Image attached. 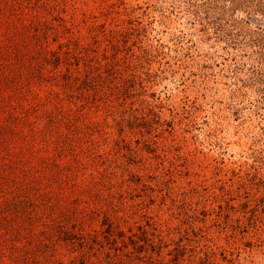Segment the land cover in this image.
<instances>
[{
	"label": "rangeland",
	"instance_id": "374dc122",
	"mask_svg": "<svg viewBox=\"0 0 264 264\" xmlns=\"http://www.w3.org/2000/svg\"><path fill=\"white\" fill-rule=\"evenodd\" d=\"M0 49V264H264V0H0ZM97 70L113 103L63 130Z\"/></svg>",
	"mask_w": 264,
	"mask_h": 264
},
{
	"label": "trees",
	"instance_id": "16d2710c",
	"mask_svg": "<svg viewBox=\"0 0 264 264\" xmlns=\"http://www.w3.org/2000/svg\"><path fill=\"white\" fill-rule=\"evenodd\" d=\"M34 6L40 8L42 7V4H37L36 2L34 3ZM13 10V9H12ZM14 11V10H13ZM11 12V11H9ZM63 28L65 29V31H67L69 29L70 31V28L66 27L65 24H62ZM49 29V27H48ZM39 31L37 30H33V27L31 26V28H29V31L25 34V39L23 40V43L26 47V49L23 50V56L22 58H24V61L25 63L27 64V66H32L33 62L42 57L43 55H45L47 53V46H48V37L49 35L47 34L46 30L45 32H39L40 33V36H38V33ZM68 32V31H67ZM59 38H62V36H59ZM73 39V37L71 38H67L66 39V43H63L61 42V47H62V44L65 48H62V51H60L58 53V56L55 57L54 61H57V66L54 67L55 68H59L58 66L59 65H63V67L65 66H69L70 64V61L72 60V57L74 56V51H76L77 48H75L76 42H71ZM74 46V47H73ZM32 47V48H31ZM1 53H9L8 52V49H0V54ZM11 54V53H9ZM93 58V57H92ZM91 58V59H92ZM82 60V59H81ZM83 61V60H82ZM44 62H51L50 59L47 58V55L44 56L42 59H41V62L40 64L41 65H44ZM54 63V62H52ZM84 63V62H83ZM45 65H47V63H45ZM16 67H19L18 69V75L21 76V72L19 71L20 70V66L16 65ZM36 70V72H39L40 74H42L44 68L41 67V68H37V69H34ZM48 71V76H50L47 80L49 79H53V80H56V81H60V73L57 72V71H52L51 69L49 70H46ZM104 73H102V71H99L97 70L94 75H93V79L95 84H94V87H93V91H94V95H86V94H83V92H79L78 94L74 95L73 98L75 101H71L72 103V108L68 109L69 112L63 110V111H60V112H56L54 111L52 113V120L53 118L55 119L54 121L56 123H59L62 127L63 130L65 129H68L70 131V125L69 123L73 120L74 118H82L83 119V125L84 126H88L89 124V116L96 112V108L98 109V107H103L104 104H108V103H113V99H110L109 97L110 96H114L116 93L115 92H112V90L116 91L118 90V87L115 85V84H111L109 86H107L105 84L104 81ZM121 79V78H120ZM103 80V81H102ZM115 81H117V76L115 78ZM64 81H61L60 83H63ZM67 85V84H66ZM67 89L69 91V89L73 88V83L70 82L67 86ZM110 87V88H108ZM116 89V90H115ZM47 100V96L43 98V100L41 101V106L43 103H45ZM45 114H49L50 110L49 109H43ZM49 116V115H48ZM82 138L84 139V134H82ZM56 142V141H55ZM6 168L7 170L11 169V165L8 164L6 165ZM60 169V167L58 168V170ZM50 177H51V180L47 178L48 181H54V182H58V181H62V183L66 180L62 179L63 176L60 178V175H59V172L57 171V173H52V169L50 167ZM34 179H38V177H35V176H32V177H29L27 180H21V183H19V181L17 182L20 187H24L25 185H21V184H26V187H30L31 189H39V184L36 180ZM4 181H6V179H4ZM55 183V184H56ZM44 189L46 188H51V192L53 191L52 188H59L60 191H59V197H68V196H64V195H73L74 193L70 192V190H68V187L66 186V183H63V184H59L57 186H54V183L51 182V184L49 183V185H45L44 184ZM25 188V187H24ZM49 191V190H48ZM56 192V191H55ZM112 241H110V246L114 245L113 243H111ZM83 246H78V245H75L74 243H72L71 245V248L74 247V249H80L82 250L83 252L81 253V257H87L89 256V247L87 246L86 243H82ZM115 248L119 249V247H117L116 245H114ZM44 251H41V253H43ZM99 250L97 249L96 251H94L93 253V256L95 259H97L96 261H91L92 264H106V263H109V264H119V261L118 259H114V260H106L104 261L103 259H99Z\"/></svg>",
	"mask_w": 264,
	"mask_h": 264
}]
</instances>
